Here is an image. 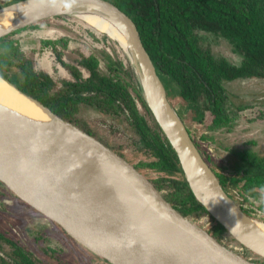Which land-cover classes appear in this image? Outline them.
I'll return each mask as SVG.
<instances>
[{"label": "water", "instance_id": "1", "mask_svg": "<svg viewBox=\"0 0 264 264\" xmlns=\"http://www.w3.org/2000/svg\"><path fill=\"white\" fill-rule=\"evenodd\" d=\"M21 1L25 0L1 6L0 11L15 9L13 6ZM27 1L34 4L40 0ZM63 2L68 12L55 15L43 12L32 15L11 23L0 32V37L34 22L60 15L78 16L81 12H94L119 20L131 46V53L127 54L134 65L142 94L156 122L175 150L192 192L232 235L264 256V247L259 246L258 241L253 242L252 234L244 225L235 222L211 204L210 196H213L227 212L238 213L244 223L247 219H253L245 214L224 190L186 131L132 17L111 0ZM106 34L114 39L109 32ZM0 77L33 101L48 116L62 124L65 130L75 132L88 143L102 163V168L108 172L116 168L122 179L129 180L128 185L133 194L128 196V199L144 197L146 194L150 196L151 203L145 200L147 204L142 209H117L108 205L63 169L44 145L31 134L0 114V180L18 197L59 225L89 252L108 264H264L246 258L220 242L207 229L174 207L155 183L123 155L63 119L9 80L1 75ZM210 174L216 182L215 186L210 180ZM110 182L114 189H117V181L110 178ZM118 190L124 194L121 187H118ZM199 194L207 195V201ZM172 228L178 230L186 240L193 260L177 259L168 250L164 240Z\"/></svg>", "mask_w": 264, "mask_h": 264}, {"label": "trees", "instance_id": "2", "mask_svg": "<svg viewBox=\"0 0 264 264\" xmlns=\"http://www.w3.org/2000/svg\"><path fill=\"white\" fill-rule=\"evenodd\" d=\"M111 1L137 24L144 46L165 82L169 98L171 82L177 84L178 95L185 103L181 110H176L180 116L184 109L197 122L208 117V129L227 126L230 117L224 82L238 78H264V0ZM200 30L226 38L242 55L241 62L235 64L215 57L201 44ZM48 43L52 41H45V44ZM56 57L71 71L73 79L64 83L57 93L51 94V88L56 83L52 76L35 68L32 57L21 49L17 39L12 38V33L0 37L2 77L69 122L73 120L74 108L80 102L104 112L123 103L133 118V127L140 134L144 147L153 157L152 161L140 163L138 167L144 165L170 174L180 173L179 176L162 177V182L168 183V197L174 207L185 216L196 209H205L192 192L177 154L156 122L132 68L122 74L118 72L119 68L117 72L102 73L98 57L89 53L79 60L87 71L82 75L79 67L62 59L60 51L56 52ZM130 84L134 88L135 98L128 91L127 85ZM171 103L175 107L174 102ZM193 141L208 162L199 142ZM233 170L231 174H221L219 177L230 197L234 190L244 199L257 198L259 192L264 191V155L243 152L239 156V165ZM212 219L215 223L210 229L211 233L226 243L223 232L227 229L214 217ZM0 239L14 246L11 260L0 256V264H39L29 251L1 232ZM232 249L240 253V250Z\"/></svg>", "mask_w": 264, "mask_h": 264}, {"label": "rangeland", "instance_id": "3", "mask_svg": "<svg viewBox=\"0 0 264 264\" xmlns=\"http://www.w3.org/2000/svg\"><path fill=\"white\" fill-rule=\"evenodd\" d=\"M16 1L19 0H0V7ZM47 19L49 20L44 23L34 22L11 33L12 38L19 42L21 49L32 57L35 68L49 73L56 82L51 88V94L57 93L64 83L73 79L71 71L56 57L58 51L64 61L79 67L83 71L82 75L87 74V71L79 60L82 55L94 53L99 59V70L102 73L117 72L119 68L118 72L122 74L132 68V73L136 76L129 55L116 39L73 14ZM33 24L35 25L32 26ZM198 34L201 36L203 47L210 50L215 57L225 58L235 64L241 62L242 55L223 36L203 30L198 31ZM43 40L52 43L45 44ZM138 85L141 89L139 81ZM170 85L169 99L174 102L176 110L183 108L185 103L178 95L177 84L172 81ZM224 86L230 117L229 125L212 130L206 127L208 123L206 116L204 121L197 122L190 117V112L187 110L182 109L181 116L178 114L191 139L201 145L208 159L207 163L219 181L221 174L227 176L234 172V167L239 165L241 153L254 152L264 155V78H238L225 81ZM127 87L135 98L132 84ZM72 117V124L123 155L152 180L169 199L168 183L162 182V177L179 176L180 173L170 174L149 166L143 167L144 165L138 167L140 163L146 164L152 161L153 157L144 147L140 134L133 127V118L123 103L104 112L80 102L74 108ZM262 197L264 191H260L257 198L244 199L237 190H234L231 199L245 214L263 222ZM205 209H196L187 217L211 233L210 229L215 222L213 216ZM0 232L29 251L39 264H108L99 256L89 252L46 215L18 197L1 180ZM223 234L226 236V243L222 242L223 244L240 250V254L248 259L264 263L263 255L244 244L228 230ZM216 238L221 242L220 238ZM13 250V245L0 239L1 257L10 261Z\"/></svg>", "mask_w": 264, "mask_h": 264}, {"label": "bare ground", "instance_id": "4", "mask_svg": "<svg viewBox=\"0 0 264 264\" xmlns=\"http://www.w3.org/2000/svg\"><path fill=\"white\" fill-rule=\"evenodd\" d=\"M13 8L15 9L0 11V32L5 30L11 23L38 13L45 12L49 15H55L69 11L63 0H40L34 4H30L29 1L25 0L16 3ZM77 15L95 29L104 33L109 32L114 39L120 42L127 53H131V46L119 20L101 16L94 12H81ZM0 114L27 131L44 145L58 164L99 200L105 201L108 205L117 209L129 210L144 208L147 200L151 203L148 194L144 197L128 199V196L133 194L128 185L129 180L122 179L116 168L109 172L102 168V163L88 143L75 132L65 130L62 124L48 116L33 101L20 94L1 77ZM109 177L117 181L118 187L123 189L124 194L119 192L118 187L114 189ZM210 180L215 186L216 182L211 174ZM199 196L207 201V195L199 194ZM210 198L214 207L235 222L244 225L252 234L253 242L258 241V245L264 247V221L247 219L244 223L238 213L232 212L230 214L224 206L217 202L216 198H213V196H210ZM164 243L177 259H185L186 261L194 259L186 240L175 228L170 229Z\"/></svg>", "mask_w": 264, "mask_h": 264}, {"label": "clouds", "instance_id": "5", "mask_svg": "<svg viewBox=\"0 0 264 264\" xmlns=\"http://www.w3.org/2000/svg\"><path fill=\"white\" fill-rule=\"evenodd\" d=\"M262 200H264V197H262Z\"/></svg>", "mask_w": 264, "mask_h": 264}]
</instances>
